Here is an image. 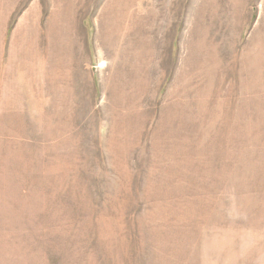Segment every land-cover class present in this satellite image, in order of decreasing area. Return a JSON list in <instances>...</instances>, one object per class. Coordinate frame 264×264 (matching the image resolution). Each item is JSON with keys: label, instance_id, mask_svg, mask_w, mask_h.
<instances>
[{"label": "rangeland", "instance_id": "rangeland-1", "mask_svg": "<svg viewBox=\"0 0 264 264\" xmlns=\"http://www.w3.org/2000/svg\"><path fill=\"white\" fill-rule=\"evenodd\" d=\"M0 264H264V0H0Z\"/></svg>", "mask_w": 264, "mask_h": 264}]
</instances>
